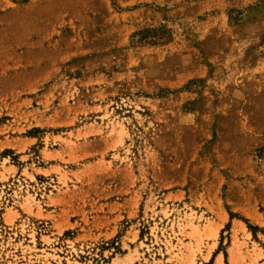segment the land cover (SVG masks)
<instances>
[{
	"label": "rangeland",
	"instance_id": "1",
	"mask_svg": "<svg viewBox=\"0 0 264 264\" xmlns=\"http://www.w3.org/2000/svg\"><path fill=\"white\" fill-rule=\"evenodd\" d=\"M0 264H264V0H0Z\"/></svg>",
	"mask_w": 264,
	"mask_h": 264
}]
</instances>
